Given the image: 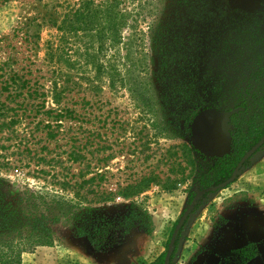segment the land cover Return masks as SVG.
Instances as JSON below:
<instances>
[{"label":"rangeland","instance_id":"rangeland-1","mask_svg":"<svg viewBox=\"0 0 264 264\" xmlns=\"http://www.w3.org/2000/svg\"><path fill=\"white\" fill-rule=\"evenodd\" d=\"M79 1L81 0H0V63L16 70L21 77L38 80L40 92L47 95L46 109L55 107L47 93L55 80L58 90L65 89L64 105L73 111L71 118L62 119V127L57 130L59 134L54 138H47V129L34 128L38 120L47 119L46 116L36 114L34 110L19 112L20 124L4 143L8 149L3 154L12 166L6 173L5 188L11 197L26 189L43 191L41 188L46 187L59 191V185H55L58 181L69 180L72 174H78L89 163L91 172L102 176L96 182L98 190L114 194L113 200L104 207L101 215H117L128 214L133 210L130 208L132 200L123 199L117 194L121 188L149 176H154L160 185H151L143 195L146 199L142 196L138 200L143 202L142 209L148 212L150 220L147 219L149 217H139L134 230L116 252L98 254L92 251L86 238L80 235V232L84 234L88 226L83 220L85 211L82 208L85 207H81L83 205L79 203L76 206L80 208L75 209L73 214L60 218L52 226V247L36 248L32 253L23 254L20 264H150L168 247L175 222L195 195L208 188L202 185V181L209 178L203 177L201 171V166L206 162L196 158L197 162L192 167H187L185 163L187 156L184 154L183 144H188L189 140L182 130L181 118L185 110L193 108V100L188 104L187 100L181 98L180 103L162 107L163 112H160L156 127H153L154 119L149 121L142 114L129 92L117 81L111 85V68L122 70L126 60L123 42L99 56L104 70L98 78L87 67L71 70L62 66L63 69L59 71L47 64L45 44L53 42L57 35L55 28L51 26V20L59 19ZM177 2L128 0L126 11L134 15V19L128 15L124 37L129 33L132 35L131 52H135L136 46H142L140 37L142 32L147 33L154 15L162 18L164 26L168 25L167 19L174 17L176 11L183 16V7L178 9L181 5ZM195 3H199L198 9L202 12L204 23L197 22L194 33L203 28H212L217 19L208 14L217 12V8L222 6L231 13L258 14L264 22V0L188 1L190 5ZM187 22L188 26H192L191 21ZM132 24L135 32L131 28ZM174 27L170 28V38L183 25ZM143 43L144 50L148 51L149 38L145 37ZM244 44L248 46L246 42ZM162 90L159 88L160 100H163ZM218 97L213 94L207 99V104L213 107V101H219L223 105L216 109H238V113L234 115L235 123L249 136L251 130L260 123L251 115V102L244 113L237 101L226 97L218 100ZM24 98L21 97L19 101L22 102ZM36 102H39L38 99ZM44 123H47L46 120ZM162 128L165 130L162 131ZM73 144L83 147L85 161L72 164L67 158L66 153ZM42 157L45 158L44 161H41ZM253 157L241 168L229 187L201 198L178 235L171 264H199L205 256L225 251L224 244L233 246L236 243L233 230L238 228L241 215L247 213L248 206L247 193L242 188L246 183L239 178ZM207 162L210 163L211 160L207 158ZM41 169L46 173H38ZM53 172L59 174L57 180L51 178ZM261 172V200L257 206L263 210L264 169ZM163 184L174 185V190L169 192L162 189ZM73 191L67 188V193L63 194L72 198L73 195L69 192ZM83 192L84 190H80V195ZM138 208L137 212L143 216ZM148 223L151 226L150 233H147L145 227Z\"/></svg>","mask_w":264,"mask_h":264},{"label":"trees","instance_id":"trees-1","mask_svg":"<svg viewBox=\"0 0 264 264\" xmlns=\"http://www.w3.org/2000/svg\"><path fill=\"white\" fill-rule=\"evenodd\" d=\"M177 1V4L181 5L178 9L183 7V16L176 11L175 18H168V25L164 26L162 18L154 15L147 33L142 32L140 37L142 46H136L135 52H131L132 35L129 33L124 37L128 15L134 19V15L126 11L128 0H81L59 19L51 20V26L55 28L57 35L53 42L48 41L45 44V61L54 66V70L59 71L63 69L62 66L71 70L87 67L98 78L104 70L99 56L123 42L126 60L122 70L111 68V85L119 82L121 87L129 92L142 114L149 118V121L154 119L153 127H156V120L160 112H163L162 107L180 103L181 98L187 100L188 104L193 100V108L185 110L181 118L182 130L188 140L193 118L201 109L212 106L207 104V99L213 94L219 96L218 100L226 97L237 101L244 113L251 102V115L260 123L248 136L241 126L235 123L236 117L230 121V155L208 163L207 158L197 152L190 143L183 144L187 167L194 166L196 158L206 162L201 166V171L203 177L209 178L202 181V185L215 186L230 178L242 156L264 134V22L258 14H237L234 11L231 13L222 6L217 8V12L208 14L217 19L212 28H203L194 33L196 23H204L202 12L198 9L199 3L190 5L188 1L191 0ZM235 15L238 17H230ZM187 21H191L192 26H188ZM182 25L181 30L170 38V28ZM134 27L132 24L133 31ZM145 37L149 38V52L144 50ZM244 42L248 44L247 47ZM159 88L163 89V100H160ZM40 90L38 80L21 77L16 70L0 63V264H20L23 254L32 253L36 248L52 247V226L58 223L60 218L73 214L75 209L80 208L76 206L79 203L83 205L81 207H85L82 208L85 211L83 220L89 228L84 233L92 247L98 251L105 246L106 238L120 227L125 228L127 232L130 217L135 218L139 214L138 206L143 215L139 214V217H149L147 211L142 209L143 202L138 200L151 185L159 184L154 176H149L118 191L117 194L121 198L132 200L130 208L133 210L124 218L125 222L102 217L104 207L113 200L114 194L98 190L96 182L101 180L102 176L91 172L89 163L78 174H72L69 180L58 181L55 185H59V191L46 187L41 188L43 191L26 189L11 197L5 187L6 173L12 166L3 152L8 149L4 146L5 141L15 133L20 124L19 112L34 110L36 114L46 116L47 119L38 120L34 128L47 129V138L58 135L57 130L62 127V119L71 118L73 114L63 103L65 89L58 90L55 80L52 89L47 92L55 107L46 109L47 95ZM21 97H25L22 102L19 101ZM26 99L29 101L26 102ZM37 99L39 102H36ZM161 103L163 105H160ZM213 103L215 108L223 105L219 101ZM45 120L47 123H44ZM82 148L73 144L71 150L66 153L72 164L86 160ZM40 159L45 160L44 157ZM38 171L41 174L46 173L43 169ZM58 177L59 174L55 172L51 174L52 179L57 180ZM229 186L230 184L226 188ZM161 187L170 192L175 186L163 184ZM67 188L74 190L69 192L72 193V198L63 194L67 193ZM80 190H84L81 195ZM143 199L146 197L143 196ZM147 219L149 221V218ZM145 227L147 233H150V223ZM80 235L83 233L80 232ZM165 254L166 252L162 253L151 264H163ZM173 255L174 251L171 260Z\"/></svg>","mask_w":264,"mask_h":264},{"label":"water","instance_id":"water-1","mask_svg":"<svg viewBox=\"0 0 264 264\" xmlns=\"http://www.w3.org/2000/svg\"><path fill=\"white\" fill-rule=\"evenodd\" d=\"M238 113V109L217 110L206 108L201 110L190 124L189 143L202 156L208 159H220L231 154L232 137L230 133V119ZM264 145V135L244 156L234 168L230 178L222 184L208 187L198 192L191 204L185 210L172 234L163 264H170V257L173 250L176 236L183 226L187 217L191 214L196 203L207 194L220 190L232 184L241 168L251 156H253Z\"/></svg>","mask_w":264,"mask_h":264},{"label":"flooded vegetation","instance_id":"flooded-vegetation-1","mask_svg":"<svg viewBox=\"0 0 264 264\" xmlns=\"http://www.w3.org/2000/svg\"><path fill=\"white\" fill-rule=\"evenodd\" d=\"M209 108H214V107H209ZM204 109H206V108H204ZM204 109H201V110H204ZM214 109H216V108H214ZM200 110V111H201ZM217 110H219V109H217ZM199 111V112H200ZM198 112V113H199ZM197 113V114H198ZM196 114V115H197ZM195 115V116H196ZM234 118V116L230 119V121L232 120ZM230 131H231V129H230ZM231 133V132H230ZM264 135V134H263ZM261 139V138H260ZM257 144V143H256ZM264 146V145H263ZM263 146L260 148V149H262L263 148ZM259 149V150H260ZM259 150L257 151V152H259ZM232 151V150H231ZM256 152V153H257ZM255 153V154H256ZM254 154V155H255ZM253 155V156H254ZM253 156H251V158L253 157ZM243 157V156H242ZM250 158V159H251ZM249 159V160H250ZM210 160H213V159H210ZM248 160V161H249ZM248 161H246L245 162V164L246 163H248ZM238 164V163H237ZM244 164V165H245ZM243 165V166H244ZM208 195V194H207ZM205 196V195H204ZM203 196V197H204ZM202 197V198H203ZM201 200V199H200ZM200 200L196 203V205L194 206V208L192 209V211H191V214L194 212V210L197 208L196 206H197V204H199L200 203ZM192 202V201H191ZM191 202H190V204H191ZM132 211V210H131ZM131 211L128 213V214H117V215H114V214H104V215H102V217H105V218H110V219H115V220H119V221H124L125 222V217H127V216H129V214L131 213ZM185 212V211H184ZM183 212V213H184ZM183 213H182V215H183ZM147 214H148V212H147ZM190 214V215H191ZM149 215V214H148ZM181 215V216H182ZM189 215V216H190ZM181 216H180V218H181ZM188 216V217H189ZM139 218V214L137 215V216H135V218H132V217H130V222H128V230H127V232L125 231V228H123V227H120L119 229H118V231H115L114 232V234L112 235H109L107 238H106V244H105V246L103 247V248H101V249H99L98 251L97 250H95L93 247H92V245L90 244V240H89V238H88V236L87 235H85V233L89 230V228H87V230L85 231V233L82 235L83 236V238H86V240H87V242H88V244L90 245V247H91V249H92V251L93 252H95V253H98V254H109V253H112V252H116L117 251V249L120 247V246H122L123 245V243L127 240V238L129 237V235L132 233V231L134 230V228H135V223H136V221H137V219ZM188 217H187V219H188ZM132 218V219H131ZM180 218H179V220H180ZM187 219L185 220V222L187 221ZM149 220H150V217H149ZM178 220V221H179ZM178 221L177 222H175V224H174V226H173V228H172V234H173V232H174V230H175V228H176V226H177V223H178ZM123 222V223H124ZM185 222H184V224H185ZM184 224H183V226L180 228V230H179V232H178V234H177V236H176V239H175V242H176V245H177V241H178V235H179V233H180V231L182 230V228L184 227ZM147 229V228H146ZM145 229V230H146ZM234 231V234H236V239L234 240V242H236V243H233L232 245L233 246H228V245H226V244H224V250L225 251H223V252H221V253H219V254H213V255H208V256H205L204 258H202V261L199 263V264H262L261 262L259 263L258 262V260H257V258L258 257H260L261 255H260V251H259V249H258V246H259V244H254V243H241L240 244V242H241V233H240V230H239V227L237 228V229H235V230H233ZM172 234H171V237H172ZM81 236V237H82ZM171 237H170V239L168 240L169 242H170V240H171ZM177 240V241H176ZM175 242H174V246H173V250H172V253H173V251H174V253H175V250H176V245H175ZM168 246H169V244H168ZM167 249H168V247H166V249H165V251L164 252H167ZM227 249V250H226ZM172 253H171V255H172ZM166 255V254H165ZM174 256V255H173ZM159 257V256H158ZM157 257V258H158ZM156 258V259H157ZM165 258V257H164ZM155 259V260H156ZM172 259H173V257H172ZM154 260V261H155ZM153 261V262H154ZM164 262V261H163ZM171 262H172V260H171V257H170V264H171ZM152 263V262H151ZM150 263V264H151Z\"/></svg>","mask_w":264,"mask_h":264},{"label":"crops","instance_id":"crops-1","mask_svg":"<svg viewBox=\"0 0 264 264\" xmlns=\"http://www.w3.org/2000/svg\"><path fill=\"white\" fill-rule=\"evenodd\" d=\"M264 148L257 152L249 165L245 168L242 176L246 183L242 186L243 190L247 193V213L241 215L239 222V230L241 233V243H254L259 244L260 257L257 258L258 262L264 264V209L262 210L258 205L260 199L261 187V172L264 169ZM24 256V255H23Z\"/></svg>","mask_w":264,"mask_h":264}]
</instances>
